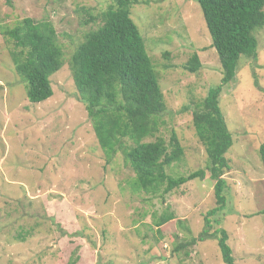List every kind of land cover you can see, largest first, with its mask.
Returning a JSON list of instances; mask_svg holds the SVG:
<instances>
[{"label": "rangeland", "instance_id": "rangeland-1", "mask_svg": "<svg viewBox=\"0 0 264 264\" xmlns=\"http://www.w3.org/2000/svg\"><path fill=\"white\" fill-rule=\"evenodd\" d=\"M111 2L0 0V27L25 17L49 20L63 51L61 68L49 77L52 96L33 103L14 71L12 44L0 34V264H66L75 247L76 264H223L215 239L174 251L198 235L216 206L208 175L163 195L138 191L123 152L106 162L97 143L69 58ZM131 17L164 95L156 136L168 140L174 131L184 149L167 171L205 168L191 111L222 73L201 9L195 0H141ZM255 35L257 58L239 59L218 100L233 143L222 175L226 205L211 223L227 231L235 264H264V26ZM193 53L201 63L196 72L184 67ZM163 212L174 218L157 228L153 220Z\"/></svg>", "mask_w": 264, "mask_h": 264}, {"label": "trees", "instance_id": "trees-1", "mask_svg": "<svg viewBox=\"0 0 264 264\" xmlns=\"http://www.w3.org/2000/svg\"><path fill=\"white\" fill-rule=\"evenodd\" d=\"M4 1L12 5V0ZM140 1L112 0L97 16L101 24L88 31L76 46L69 67L77 95L85 106L106 162L117 151L123 152L134 171L133 189L163 195L190 180H203L206 175L214 181L216 206L206 212L198 235L176 245L174 251L197 241L215 239L223 264H235L227 231L221 227L213 229L211 223L217 222L213 217L226 205V180L222 175L230 168L225 153L233 143L218 100L223 85L234 80L239 59L257 58L255 32L264 26V0H195L211 47L217 53L222 77L220 83L208 88L205 97L191 111L195 135L207 157L206 166L183 175L167 171L184 154L176 133L172 131L168 140L156 136L165 101L159 74L131 17L132 5ZM0 34L12 44L10 58L15 73L25 83L27 99L38 103L50 98L53 90L49 77L61 68L63 57L51 22L25 17L12 27L1 26ZM200 66L198 55L193 53L184 67L196 72ZM258 153L264 167V141ZM173 218L172 212H163L153 223L159 228ZM78 259V247H75L66 264H76Z\"/></svg>", "mask_w": 264, "mask_h": 264}]
</instances>
